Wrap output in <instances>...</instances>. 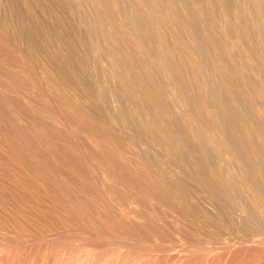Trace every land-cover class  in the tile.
<instances>
[{
	"label": "rangeland",
	"instance_id": "1",
	"mask_svg": "<svg viewBox=\"0 0 264 264\" xmlns=\"http://www.w3.org/2000/svg\"><path fill=\"white\" fill-rule=\"evenodd\" d=\"M166 1L0 0V264H264V0Z\"/></svg>",
	"mask_w": 264,
	"mask_h": 264
},
{
	"label": "bare ground",
	"instance_id": "2",
	"mask_svg": "<svg viewBox=\"0 0 264 264\" xmlns=\"http://www.w3.org/2000/svg\"><path fill=\"white\" fill-rule=\"evenodd\" d=\"M113 4H114V6L116 7V1H113ZM166 4L167 5H171L172 3H171V1H166ZM117 8H119V6H117ZM119 19H120V21L121 22H124L125 20H127L128 19V16L125 14V13H123V14H119ZM129 31V30H128ZM131 42L133 43V44H135L137 47H141V44H140V42L137 40V39H135V37H131ZM172 54V53H171ZM173 54H175V52H173ZM106 59V58H105ZM115 62V61H114ZM114 70V69H113ZM169 73L171 74L172 72L169 70ZM186 73V72H185ZM187 78H188V76H187V73H186V75H185ZM170 78V77H169ZM171 84H172V95L176 98V99H178V100H180L182 103H185V98H183L182 96H181V89H180V87H179V85H176V83H172V81H171Z\"/></svg>",
	"mask_w": 264,
	"mask_h": 264
}]
</instances>
